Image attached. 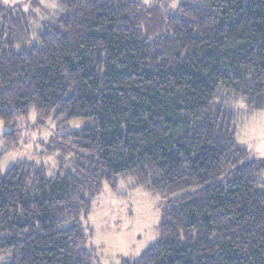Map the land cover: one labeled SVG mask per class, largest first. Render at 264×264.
<instances>
[{
  "label": "trees",
  "instance_id": "trees-1",
  "mask_svg": "<svg viewBox=\"0 0 264 264\" xmlns=\"http://www.w3.org/2000/svg\"><path fill=\"white\" fill-rule=\"evenodd\" d=\"M172 1L58 0L34 33L32 9L0 0V138L16 148L32 106L84 121L51 137L56 174L0 166V264H101L85 223L122 181L165 203L120 264H264V157L237 139L239 100L264 110V0Z\"/></svg>",
  "mask_w": 264,
  "mask_h": 264
},
{
  "label": "rangeland",
  "instance_id": "rangeland-1",
  "mask_svg": "<svg viewBox=\"0 0 264 264\" xmlns=\"http://www.w3.org/2000/svg\"><path fill=\"white\" fill-rule=\"evenodd\" d=\"M2 1L7 4L19 3L26 11L32 9L36 16L33 32L38 33L43 30V26L53 22V17L43 12L44 8L56 9L58 0ZM144 1L150 3L154 0ZM179 1L173 0L168 10L176 12ZM33 41L38 42L36 38ZM17 48H20L18 44ZM237 107L238 141L247 146L252 155L264 157V110L249 111L242 99ZM62 120V117L52 118L41 125L37 119V110L32 106L28 117L19 121V145L8 149L7 143L0 138L1 173L5 174L13 165L24 160H34L38 166H44L48 176L56 174L62 166L66 167L68 162L61 159L58 150L48 152L50 139L56 134L81 128L84 121L74 119L66 122L67 127L60 128L65 125ZM10 130L0 120V136ZM261 179L264 180V174ZM164 203L163 197L142 188L128 190L123 181L117 192L105 184L85 223L86 231L90 234V245L100 258L101 264H120L122 257L136 258L154 243L159 236L158 227L162 220ZM4 261L5 258L0 257V263Z\"/></svg>",
  "mask_w": 264,
  "mask_h": 264
},
{
  "label": "crops",
  "instance_id": "crops-1",
  "mask_svg": "<svg viewBox=\"0 0 264 264\" xmlns=\"http://www.w3.org/2000/svg\"><path fill=\"white\" fill-rule=\"evenodd\" d=\"M256 156V155H255Z\"/></svg>",
  "mask_w": 264,
  "mask_h": 264
}]
</instances>
